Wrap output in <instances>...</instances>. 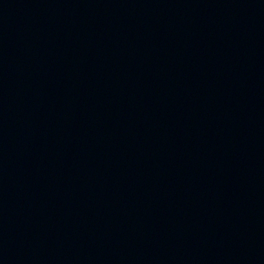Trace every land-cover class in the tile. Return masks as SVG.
Instances as JSON below:
<instances>
[{
	"label": "water",
	"instance_id": "water-1",
	"mask_svg": "<svg viewBox=\"0 0 264 264\" xmlns=\"http://www.w3.org/2000/svg\"><path fill=\"white\" fill-rule=\"evenodd\" d=\"M260 169L264 0H0V261Z\"/></svg>",
	"mask_w": 264,
	"mask_h": 264
}]
</instances>
